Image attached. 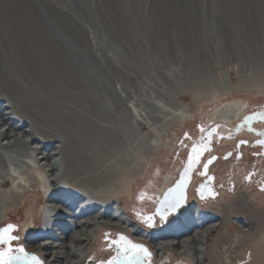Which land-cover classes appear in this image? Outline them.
Instances as JSON below:
<instances>
[{
	"label": "rangeland",
	"instance_id": "rangeland-1",
	"mask_svg": "<svg viewBox=\"0 0 264 264\" xmlns=\"http://www.w3.org/2000/svg\"><path fill=\"white\" fill-rule=\"evenodd\" d=\"M22 8L21 19L35 21L39 31L44 30L51 40L40 49L52 52L78 79L83 73L90 77L84 81L88 93L94 92L104 101L111 114L106 117L115 120L124 136V177L119 182L124 187L113 207L142 229L161 230L164 224L153 214L159 188L169 175L177 177L176 169L183 162L189 139L195 138L196 127L215 123L223 134L211 151L218 154V159L213 169L205 170L215 180L214 195L197 199L195 184L191 191L195 206L203 202L207 204L202 207L205 211L228 212L230 221L221 223L208 237V248L201 249L214 252L225 248L228 251L220 257L225 264H264V157L245 150L239 157L223 158L232 141L244 134L243 128L241 132L230 128L242 119L225 126L217 119L209 120L232 101L251 107L264 105V0H0V9L13 11L7 14L12 19H19L15 13ZM45 15L60 25L58 33L47 26ZM3 21L0 11V40L5 39ZM32 32L41 36L37 30ZM43 42L48 43L45 38ZM120 96L132 109L134 121L115 106ZM184 108L191 111V117L177 122V114L180 116ZM23 127L18 132L29 128ZM38 138L42 141V136ZM24 139L30 150L39 146L40 141ZM48 146L52 150L57 143L52 140ZM30 157L27 154L19 160L33 165ZM14 164L6 168L21 177L24 189L16 193L23 197L8 211L6 207L2 210L0 228L12 224L11 235L18 237L11 241L13 251L23 247L29 254L24 258L32 255L47 264L43 256L27 249L25 238L33 231H24L33 220L37 222L44 203L38 191L43 188L36 183V171L33 175L23 164ZM52 177L44 173L40 179L44 189L55 188ZM0 191L1 206L7 190L1 187ZM240 194L246 197L245 209L236 200ZM29 213L32 215L27 220ZM145 217H152V223ZM172 218L163 223L168 224ZM121 236H126L123 231L101 230L89 250L91 264H106L121 253V243H114ZM3 247L6 245H0ZM146 248L150 256L141 253L137 261L121 258L118 264H155ZM165 263L191 264L171 254Z\"/></svg>",
	"mask_w": 264,
	"mask_h": 264
},
{
	"label": "bare ground",
	"instance_id": "bare-ground-1",
	"mask_svg": "<svg viewBox=\"0 0 264 264\" xmlns=\"http://www.w3.org/2000/svg\"><path fill=\"white\" fill-rule=\"evenodd\" d=\"M0 11L4 15L5 37L0 40V129H3L0 131V186L7 190L3 192L6 199L0 206V216L5 207L8 211L23 197L16 192L22 191L24 184L22 187L21 177L6 168L9 163H21L32 174L36 171L39 177L36 183L43 189L44 173L53 174L51 182L55 187L38 191L44 203L42 209L39 208L37 222L24 224L25 232L33 231L25 238L27 249L43 256L47 264H91L88 256L92 244L101 230L109 229L123 231L127 237L146 245L155 264H166L168 254L191 264H225L220 261L225 248L214 252L201 248H208V237L221 223L229 222L230 216L228 212L220 214L215 209L203 210L207 205L203 202L195 206L192 191L187 205L158 231L142 229L128 220L123 211L113 207L117 193L124 187L119 182L124 177L122 163L125 164L126 154L124 136L115 120L106 117L111 115L108 107L94 92L88 93L90 89L84 82L89 77L87 74L79 75L78 79L52 52L40 49L47 47L51 40L44 35V30L39 31L40 25L35 21L21 19L24 8L16 10L19 19L7 15L13 12L11 9ZM45 16L47 26L58 33L60 25ZM34 30L41 36L36 32L34 35ZM43 38L48 43L43 42ZM119 99L117 109L134 121L132 109L121 96ZM248 108L244 102L232 101L208 118L217 119L225 126L243 119ZM190 112L184 108L180 116L177 114V122L188 119ZM23 126L29 127L28 130L18 132ZM38 136H42V141ZM23 137L40 141L39 146L30 150ZM4 140L6 143L2 145ZM52 140L57 146L50 150L48 143ZM27 154L32 155L33 165L19 160ZM173 175L162 183L159 197L172 182ZM23 191L26 195L27 191ZM236 200L245 209L246 197L240 194ZM30 215L26 216L27 220ZM2 219L0 217V222Z\"/></svg>",
	"mask_w": 264,
	"mask_h": 264
},
{
	"label": "flooded vegetation",
	"instance_id": "flooded-vegetation-1",
	"mask_svg": "<svg viewBox=\"0 0 264 264\" xmlns=\"http://www.w3.org/2000/svg\"><path fill=\"white\" fill-rule=\"evenodd\" d=\"M262 115H264V105H261L258 107L249 106L243 119L239 122L240 125L236 124L235 126H230V128H232V130L236 132H241L242 131L241 128H243L244 134L243 136L235 139L234 143L232 141V143L230 144L231 146L229 145V148L225 151V153L224 152H223L224 154L222 153L223 158L230 157L231 155H235L236 157H239L241 152L245 150H246L245 152H247V150H250L252 154L256 153L260 155L261 157H264V145H260L256 143L258 140H264V135H262V133H264V119H261ZM209 123H213V121ZM201 129H203V131H201ZM195 130H196V132L194 133L195 138L189 139L191 142L187 146V151L185 153L183 162L176 169L177 176H178L181 170L187 164H189V156H190L193 145H198L202 148H206V150L203 151V154L199 157L198 162L192 165L191 182L189 185V191H188L185 206L187 205V202L190 197V191L193 186L192 184H195V188L197 190V193L195 192V194L197 196V199H204L207 196L214 194L213 184L215 180L213 176H211L212 175L211 173L205 174L206 173L205 170L207 168L208 170L211 169L213 162L217 161L218 154L214 152L211 153V151L213 150L212 148L217 143L220 142L219 138L221 135H223L219 131V125H216L215 123L214 125H211L207 128H204L203 126L196 127ZM215 137L217 138L216 140H215ZM212 159L213 161L211 163H208V161ZM205 165H207V168H205ZM173 176L175 177V175ZM174 179L176 180L177 177L173 178L172 182L169 183L167 188L173 184ZM155 198L158 199V196L156 195ZM164 221H160V223ZM8 225H12V224H7V226ZM5 227L6 226H2L0 229H3Z\"/></svg>",
	"mask_w": 264,
	"mask_h": 264
},
{
	"label": "snow or ice",
	"instance_id": "snow-or-ice-1",
	"mask_svg": "<svg viewBox=\"0 0 264 264\" xmlns=\"http://www.w3.org/2000/svg\"><path fill=\"white\" fill-rule=\"evenodd\" d=\"M261 119H264V115L261 116ZM203 131V129H201ZM264 135V133H262ZM243 143V142H242ZM257 144L264 145V140H258L256 142ZM206 150V148H202L198 145H193L190 156H189V168L196 162H198L199 157L203 154V151ZM212 161L209 160L208 163H211ZM205 168H207V165H205ZM185 175H187V169L185 170ZM183 183V180L178 184V187L181 186ZM175 191V189H170L169 192ZM214 195V194H212ZM167 199V196H166ZM183 199V196H181L179 199L175 201V203H172L170 207L172 209H175L180 201ZM163 219V216H162ZM145 220L147 223H152V217H145ZM14 226L8 225L3 229H0V245H6V247L0 248V264H13V260H19L21 256L27 257L29 254L25 252L23 247H19L13 251L11 247V241L18 239V237H15L11 235V232L13 231ZM114 243H121V249L122 252L118 253L116 257H113L109 261L106 262V264H118V261L121 258H126L129 261H137L140 257V254L143 253L145 256H150V253H148L147 249L144 248L143 245L139 244H132L130 241L127 240L126 237L121 236L120 241L114 242ZM16 253H19L20 255H16ZM31 259L35 261V264H41L40 261L36 259L35 256H32Z\"/></svg>",
	"mask_w": 264,
	"mask_h": 264
},
{
	"label": "water",
	"instance_id": "water-1",
	"mask_svg": "<svg viewBox=\"0 0 264 264\" xmlns=\"http://www.w3.org/2000/svg\"><path fill=\"white\" fill-rule=\"evenodd\" d=\"M211 161H213V159ZM186 169H187V175H185ZM191 175H192V166L189 168V164H187L178 174L177 179L173 182V184L168 188H166V190L163 192L161 197H158L153 207V214L158 221H163L168 219L170 216H173L175 213L179 212V209L185 206L187 200V189L191 182ZM182 180H183L182 185L178 187V184H180ZM170 189H175V191L169 192ZM181 196H183V199L180 201L179 205L175 209H172L170 205L172 203H175V201L179 199ZM127 240L130 241L132 244L143 245L135 241H131L129 238H127ZM144 248L146 247L144 246Z\"/></svg>",
	"mask_w": 264,
	"mask_h": 264
},
{
	"label": "trees",
	"instance_id": "trees-1",
	"mask_svg": "<svg viewBox=\"0 0 264 264\" xmlns=\"http://www.w3.org/2000/svg\"><path fill=\"white\" fill-rule=\"evenodd\" d=\"M29 257H32V255L31 256H29ZM24 258L23 256H22V258H20V260L18 261V260H13V263H14V261H16V262H18L19 264H20V262H22V263H28V264H35V261H33L31 258ZM39 261V260H38Z\"/></svg>",
	"mask_w": 264,
	"mask_h": 264
}]
</instances>
